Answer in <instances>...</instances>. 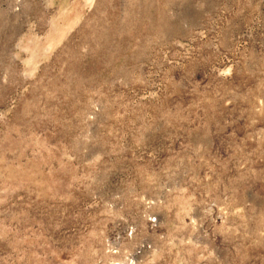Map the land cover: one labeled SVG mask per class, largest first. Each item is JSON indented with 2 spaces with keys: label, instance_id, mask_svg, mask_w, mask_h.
<instances>
[{
  "label": "rangeland",
  "instance_id": "rangeland-1",
  "mask_svg": "<svg viewBox=\"0 0 264 264\" xmlns=\"http://www.w3.org/2000/svg\"><path fill=\"white\" fill-rule=\"evenodd\" d=\"M0 264H264V0H0Z\"/></svg>",
  "mask_w": 264,
  "mask_h": 264
}]
</instances>
